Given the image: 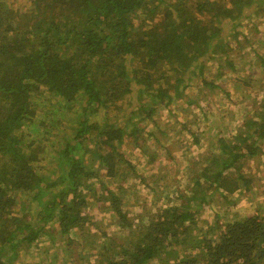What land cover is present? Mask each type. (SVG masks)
<instances>
[{"label":"trees","instance_id":"16d2710c","mask_svg":"<svg viewBox=\"0 0 264 264\" xmlns=\"http://www.w3.org/2000/svg\"><path fill=\"white\" fill-rule=\"evenodd\" d=\"M257 14L264 0H0V264L34 248L48 253L74 229L85 237L92 190L131 240L108 234L110 245L87 264H150L159 249L173 253L164 264H264V204L228 222L217 207L251 190L242 169L264 149V98L253 101L232 142L211 136L210 163L194 171L190 191L141 220L121 206L122 182L135 169L119 147L130 135L137 144L150 137L142 122L176 99L183 102L172 118L184 121L190 142L214 132L210 114L191 112V81L200 76L219 89L204 73L213 59L215 79L250 85L239 69L245 56L230 51L247 43L238 27ZM206 211L212 222L199 218ZM187 241L196 251L184 255Z\"/></svg>","mask_w":264,"mask_h":264},{"label":"rangeland","instance_id":"374dc122","mask_svg":"<svg viewBox=\"0 0 264 264\" xmlns=\"http://www.w3.org/2000/svg\"><path fill=\"white\" fill-rule=\"evenodd\" d=\"M254 20H242V26L238 27L240 30L238 35L241 40L246 38L248 41L242 43V48L232 43L234 50L230 51L231 56L239 53L245 56V61L239 69L247 70L244 73L249 72L248 74L251 75L250 85L239 80L235 88V85H231L232 82H235L231 75L228 76L229 80L220 77L215 79L218 64L215 60L209 59L204 73L207 80L220 85L219 89L204 85L200 76H194L188 90V95L195 96L198 100L191 112L200 113L202 111L199 108H203L205 111L203 115L210 114L211 123L219 124L216 126L219 127L218 129L215 127L214 132L205 134L206 137H203L200 145L190 142L188 131L181 126L184 121L178 123L176 117L172 118V115L177 112L175 108L181 106L180 104L183 102V99H176L169 105L170 107L158 111L153 121L148 119L142 122V127L148 135L150 134V137L140 138L138 142L141 145L134 143L135 136L131 135L119 145L126 159L132 163L135 169L131 178L127 180L125 177V181L122 182L127 189L122 192L123 201L121 202L123 210L128 211L134 220H141L143 216L149 214V211L155 212L159 208L167 207L170 202L176 201L178 193L190 191L189 185L193 181L194 171L202 170L203 165L210 163L204 153L209 151L211 142H215L217 139L214 137L212 139L211 136H224L226 140L232 142L233 138L230 137L236 133L239 135V125L254 110L255 100L261 103L264 98V14H257ZM228 27L232 29V24L230 23ZM198 86H201V92H198ZM138 93V88L135 86L133 88L134 97ZM169 108H173L172 114H170ZM210 121L207 123L210 124ZM262 144L264 147V140ZM262 151L255 156L248 155L245 158L246 162L242 170L248 172L253 178L250 192L230 195L225 203H217L220 212L224 214L225 222L232 221L236 216L238 219H242L245 215H250L262 208L261 206L264 204V149ZM121 171L128 174L130 171L128 164L124 165ZM216 171L217 168L213 166H209L207 170L208 173ZM105 182L109 188L115 190V180L107 178ZM97 184L98 190L103 187L100 181H97ZM95 192L98 193V191L92 190L88 197V211L92 215V219L82 225L86 233L85 237H82L79 229H74L68 237L58 240L48 253L42 252L41 254L34 248L30 253H22L16 264H49V262H56V264L85 262L87 264L91 259L98 261L102 253L101 250L104 249L103 246L110 245L111 241L106 239L108 234H119V236L125 237L127 242L131 240L123 233L125 231H119V221L114 209L107 203H99L97 195H93ZM209 213L208 211L202 216H198L202 222L205 220L212 222L214 216ZM192 233H198V229L195 228ZM69 237L73 238L72 242L66 240ZM186 243L185 251L181 249L182 254L194 253L196 249L192 247L191 242L187 241ZM66 245L68 246L64 249ZM41 248L43 249L42 246ZM158 251L159 255L156 254L150 264H164L166 258L173 256L172 252L167 254L166 252L162 253L163 251L160 249Z\"/></svg>","mask_w":264,"mask_h":264}]
</instances>
